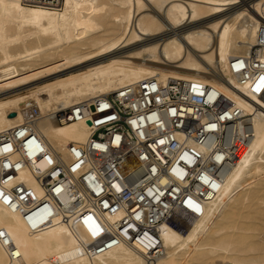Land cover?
<instances>
[{"label":"bare ground","instance_id":"bare-ground-1","mask_svg":"<svg viewBox=\"0 0 264 264\" xmlns=\"http://www.w3.org/2000/svg\"><path fill=\"white\" fill-rule=\"evenodd\" d=\"M223 1L62 0L60 8H49L0 0V138L8 137L0 141V264H264V94L250 90L264 73L251 74L250 67L233 72L229 59L254 44L253 20L264 13V0L221 12ZM242 63L233 61L235 67ZM61 70L66 74L49 76ZM150 77L161 84L175 78L209 85L206 101L219 92L232 102V111L245 115L229 123L201 118L206 129L248 126L227 150L209 153L201 142L190 141L199 156L195 169L213 167L211 162L227 169L220 179H202L201 199L187 198L201 212L188 221L173 215L180 227L158 214L133 217L128 211L136 208L127 201L101 212L75 182L84 169L64 171L62 179L49 169L58 154L69 163L68 145L85 143L91 134L88 121L60 120L56 111ZM260 86L259 81L256 90ZM30 105L38 108L34 124L48 151L36 155L39 148L31 146L24 153L29 160L20 163ZM5 167L10 171L4 173ZM112 184L109 191L120 189ZM14 186L20 192H12ZM78 195L86 203L67 210ZM84 208L103 224H95ZM139 221L153 231L142 239L122 229L126 240L120 229ZM104 227L114 236L98 251L84 250L86 243L106 237L99 234Z\"/></svg>","mask_w":264,"mask_h":264},{"label":"built area","instance_id":"built-area-1","mask_svg":"<svg viewBox=\"0 0 264 264\" xmlns=\"http://www.w3.org/2000/svg\"><path fill=\"white\" fill-rule=\"evenodd\" d=\"M21 1L26 5L44 4L49 8H60L62 4V0ZM232 1L224 0L221 12H229L236 6H251V0H235L230 3ZM256 14L257 17L253 20L257 24L254 44L246 54L229 57L233 72L250 67L251 74L264 73V13ZM238 59L243 63L235 67L233 61ZM259 81L261 86L256 90L255 85L259 84ZM259 81L250 88L257 95L261 92L264 94V80ZM210 89L209 85L189 83L175 78H169L166 84H161L155 77H150L95 97L92 101L84 100L73 104L72 107L62 108L55 112L58 119L88 121L91 134L85 143L68 145L69 163L58 154L49 169L56 171V177L60 179L65 177L64 171L73 174L84 169L75 182L88 192L87 197L91 195L96 199L95 206L101 212L114 211L120 206V201H127L128 206L136 208L134 213H131V208L128 211L133 217L136 213L138 219L144 218L146 214H158L166 218L171 225L180 227L173 215L191 218L201 212L193 209L187 203V198L191 197L194 201L201 199L202 194L197 190V186L205 184L202 179H220L227 169L226 166L221 168L223 165L213 162V167L200 166L195 169L199 156L190 141L201 142L209 153L227 150L234 147V140L241 137L243 129H248V126L244 125L224 127L218 133L214 129H206L201 118L206 122H217L218 119L221 123H229L233 120H243L245 117L238 113L239 110L232 111L229 107L232 102L219 92H215L212 98L206 101L203 92ZM186 105H190L192 110H182ZM24 115L26 118L23 134L28 135V138L23 142L22 154L24 155L31 146L39 148L36 155L47 152V141L37 132L34 124L39 115L38 108L35 105L28 106ZM207 133L214 135L209 137ZM35 134L40 136L35 137ZM5 139L8 137L0 138V141ZM15 147L18 145L15 144ZM232 154L234 156V153ZM23 155L18 159L20 163L29 160ZM219 167L220 170L217 169ZM8 171L10 167H5L4 173ZM195 174L197 175L194 176ZM48 175L52 184L58 182L52 173ZM161 175H165L168 180L159 182ZM113 182L118 183L120 189L111 192L108 187L113 186ZM106 183V187L95 191V188ZM70 185L75 187L73 183ZM50 186L51 184L49 188ZM12 192H20V187H12ZM84 203L85 198L78 195L69 201L66 209L73 211ZM82 210L92 215L95 224H103L93 210ZM147 210L150 212L146 213ZM52 214L49 213L48 217ZM122 229L129 230L135 238L139 236L144 239L146 233L154 228L140 221L135 228H121V234L127 240L129 236L125 235ZM99 234L106 237L86 243L83 249L98 251L103 247L104 239L114 236L107 232L106 227L102 228Z\"/></svg>","mask_w":264,"mask_h":264},{"label":"rangeland","instance_id":"rangeland-1","mask_svg":"<svg viewBox=\"0 0 264 264\" xmlns=\"http://www.w3.org/2000/svg\"><path fill=\"white\" fill-rule=\"evenodd\" d=\"M66 70H61V71H59V73L58 72H55V73H52L51 75H49L50 77H52V76H63L64 74H66ZM54 74V75H53ZM60 74V75H59ZM55 76V77H56ZM54 78V77H53ZM112 92V91H111ZM110 93V92H109ZM177 217V216H176ZM178 217H180L181 219H183V220H187L188 221V218H186L185 216H182V215H180V216H178Z\"/></svg>","mask_w":264,"mask_h":264}]
</instances>
